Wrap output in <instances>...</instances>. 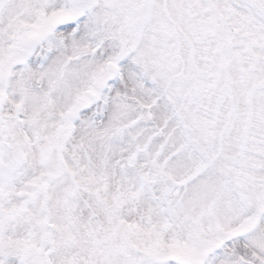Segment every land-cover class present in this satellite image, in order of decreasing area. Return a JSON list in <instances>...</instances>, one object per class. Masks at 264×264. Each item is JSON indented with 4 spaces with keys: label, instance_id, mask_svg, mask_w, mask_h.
I'll return each mask as SVG.
<instances>
[{
    "label": "snow or ice",
    "instance_id": "obj_1",
    "mask_svg": "<svg viewBox=\"0 0 264 264\" xmlns=\"http://www.w3.org/2000/svg\"><path fill=\"white\" fill-rule=\"evenodd\" d=\"M0 264H264V0H0Z\"/></svg>",
    "mask_w": 264,
    "mask_h": 264
}]
</instances>
